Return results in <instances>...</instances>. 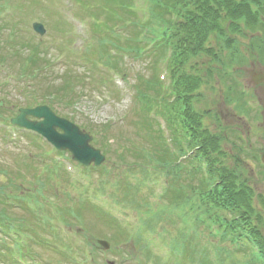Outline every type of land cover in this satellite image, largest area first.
I'll use <instances>...</instances> for the list:
<instances>
[{
	"label": "rangeland",
	"instance_id": "rangeland-1",
	"mask_svg": "<svg viewBox=\"0 0 264 264\" xmlns=\"http://www.w3.org/2000/svg\"><path fill=\"white\" fill-rule=\"evenodd\" d=\"M59 1L63 6L69 7V0ZM51 2L52 0H0V3L11 8L9 15L0 18V58L4 56L7 60L13 57L14 55L8 54V49L10 47L15 49L19 40L24 39L34 43L43 40L45 45L42 49L50 54V60L53 59V56L56 57L55 65L48 70V77L40 78L38 82L42 95L46 94L44 97L47 99L50 93H58V89H62V93H64V88H72V84L68 82V78L63 80L62 77L64 74L74 77L78 73L71 70L70 66L72 65L69 61L75 60V56L79 52H82L80 44L84 42L85 38L89 37L88 33L85 32L86 22L89 21V17H86V22L82 21L83 25L79 24V19L74 16L62 18L57 13L58 15L55 17V15L49 12ZM93 2H97V0H89V6L91 3L94 4ZM138 3L141 4L140 1ZM52 8L54 10L53 6ZM57 10L60 13V8ZM80 13L82 15L90 14L83 11ZM260 15L264 18V13ZM35 17H39L45 22L43 23L47 32L43 37L37 35L31 27V20ZM261 26V23L253 26L254 31L249 29L248 33L233 32L228 27V29L225 27L227 38H231L233 43H237L234 48L227 47L224 37L219 33L211 34L207 42V48L213 49L216 52V57L213 55L212 57L208 55L193 57L192 62L189 60L186 62V70L190 73L191 67H193L192 73L203 79V84L195 92L194 96H198L193 105L198 111L207 115L205 124L210 131H206L212 136H222L224 140L223 142L220 140L222 147L219 151L222 155L216 151L213 152V157L217 158L220 155V167L233 170L238 178V182L244 179L250 181V186L255 192L254 201L259 212L264 214L261 201L259 202L257 198H260L261 195L264 196V171H262V166H258L260 163L259 156L264 151V143L262 142L264 138V115L261 119L259 118L261 122L258 126L253 125L252 121L253 117L256 116L255 108H263L262 102L264 106V98H260L259 100L255 95L253 97L252 91H248L242 84L239 85L242 76L237 75L235 69L232 67L236 62L234 63L229 59L231 52L240 48L248 56V59L245 61V58H240V63L237 64L241 66L245 64L247 67H250L252 64L248 60H252V58L264 64V47H262L260 42V37H264V27ZM110 33V36L115 35L113 32ZM104 34L106 35L103 38L107 37V33ZM253 36L257 38L253 39ZM10 37L15 38L14 44L7 41H10ZM99 39L100 34L96 36L95 45H92L94 48L90 49L94 51L92 52L94 54L92 56L94 62L98 58H104L102 55L106 57V52H98L100 48L97 47L98 42H100ZM253 46L256 47L254 50H252ZM25 52L22 51L18 55L17 60L26 58L27 53ZM254 52L256 53L254 54ZM223 55L227 56L225 63ZM155 56L154 53H150L144 57H139L135 53H132L131 61L126 63L127 65L121 64L122 69L127 73L125 78L121 75L126 81V85L124 83V86L117 84L114 80L115 75H113V82L111 84L94 82L91 78V72L73 66L77 70H80L79 75H81L82 79L80 84L78 83L79 86L77 85V88L82 92L77 98L74 97L75 93L70 94L66 92L74 98L72 100L74 103L71 106H67L60 101V105L59 102H56V105L52 107L58 115L69 116V119H72L81 129L93 135L92 144L100 148L102 153L107 156L105 165H101L99 170L93 171V169H90L91 174L89 176L80 174L81 185L83 181L90 178H92L96 185L87 186L83 189H80V187L73 188L71 187L72 184L64 178L60 171L58 178L54 176L57 181L52 180L54 187L58 188L62 193L61 199H56V202L63 206L65 210L70 208L74 212V215H76L69 217L66 222L60 217L57 221L65 227H74L75 230H79L80 236H78L76 243H81V245L84 243L83 248L88 247L90 249L93 245L92 243H97L98 238H104L108 239L112 246L119 243L121 246L120 251L126 254V256H130L133 252L140 254L139 251L150 249L154 245H158L170 255L177 254L186 257L192 255L193 222L189 218L190 211L184 205H177L171 201L169 195L160 196L158 193L151 192L149 190L150 179L155 175V166L158 164L151 159V156H147L143 160L131 159L138 154L129 152V146H125L130 141L136 152L141 151L145 155V153L149 154L152 151V155L154 153L156 156L159 154V150L153 149L155 147L154 143L149 141L151 136L150 139L144 138L147 135H144L142 130H146V128H139V123L144 121V118L139 115L142 111L141 101L136 97L138 88L141 87L140 78H143L146 82L150 79L154 81ZM83 64L90 67L93 72L91 64L86 62ZM96 70L103 73L106 77L109 74L108 70L101 66H97ZM258 70L260 69L253 67L252 72ZM228 73L233 74V77H229ZM163 75L166 76L164 81L167 84L169 81L168 75L166 73ZM243 76L246 78L245 74ZM116 78L121 79L120 77ZM231 85L235 86V90L238 92L234 97L241 99L237 105L229 104L233 103L231 100L233 94L228 93V86ZM224 89L227 90L224 91ZM12 91V96L8 97L9 100L3 106L6 116L10 118L17 114V109L15 108L16 102H21L23 99V96L17 90L13 89ZM245 93H249L250 97H243L242 95ZM247 99L250 100L245 102ZM224 102L225 106L223 105ZM131 103H133L134 110L123 120L121 116L126 113ZM253 108L254 113H252ZM221 110L226 114L224 122L216 112H220ZM234 111L240 117L238 115L234 116ZM241 116H246V118H242ZM199 120L200 122L202 121L201 118ZM107 124H109L108 129ZM154 126H156L155 123ZM241 130H243L244 134L239 133ZM153 132L152 130V135ZM239 135L243 137L240 139L238 138ZM13 137H17L18 140L15 141L17 143L11 142L10 145L7 144V141L0 138V165L4 166L0 181L7 184L12 189V192L14 190L10 184V178L16 177V186L20 185L23 180L14 169L11 170L14 162L9 150L16 153L21 151L19 149H24L26 157H34L36 164H38V160L43 159V157L37 148L47 149V145L43 141H35L31 137L20 136L18 134L13 135ZM160 141L166 143L165 139H160ZM147 142L148 144H144ZM159 146H162V144H159ZM172 146V152L177 153V157H179L180 153L173 144ZM1 149L3 150L2 152ZM122 150H127V152H123L121 156H117L120 155V151ZM116 151L117 155H115ZM124 154H126V157L123 156ZM67 155L70 156L69 153ZM175 158V156H172L169 160L159 165L165 166V162L174 165ZM186 165L185 163L182 164V166ZM107 166V172L109 171V173L103 174L104 168ZM31 173L33 174L32 170ZM48 176L45 175L43 178ZM30 179L32 182L29 184V187H36L37 180L32 175ZM46 182H49V180H46ZM154 182L157 191L159 189V180L157 179ZM48 188H50V194L54 196L51 184L46 186V189ZM112 207H115V210ZM49 208L47 207L46 210L50 213ZM116 209L124 212L128 211L130 215L117 218L116 216H120V214H117ZM223 213L227 214V212ZM12 214L16 217L22 216L21 211L18 209H13ZM29 219L36 224L39 237L50 238L53 235L51 229H48V226L44 223L43 218L34 219L29 217ZM256 221L257 218L253 217V222L256 223ZM258 224L261 226L260 223ZM201 231L207 235L206 228H202ZM120 233L124 234V236H121ZM117 234L120 237L114 238ZM37 237H35L36 242L33 241L31 244V251L34 257L40 261L49 259L51 261H60L62 264H69V261L63 255L48 246L39 244ZM217 247L211 244V246H208V250L213 256L215 255L220 259L219 253L224 249V246L221 250L217 249ZM120 251L118 248L113 249V247L107 251L98 247L91 252L93 253L91 256L95 260L93 262L92 257H89V264H108L110 260H117L119 264H127L128 261L125 259L131 257L120 258L121 255L117 253ZM214 258L216 259V257ZM130 260L128 264H134ZM2 263L3 260L0 261V264ZM148 264H152V262Z\"/></svg>",
	"mask_w": 264,
	"mask_h": 264
},
{
	"label": "trees",
	"instance_id": "trees-1",
	"mask_svg": "<svg viewBox=\"0 0 264 264\" xmlns=\"http://www.w3.org/2000/svg\"><path fill=\"white\" fill-rule=\"evenodd\" d=\"M109 1L114 0H107V2ZM120 1L123 4V7L119 11L112 8L113 6H110L112 14L111 16L108 15V18L106 19L110 23L118 22V19L121 18L122 15H125V17L128 18L129 15L131 16L134 14L131 8L132 0ZM5 8L6 5L0 3V12H2ZM148 9L150 17L145 23L141 24V26L145 29L151 27L152 23H159L160 20L163 21L167 19L169 13L172 11H175L178 15L177 20L173 22L170 27L172 30L171 34L167 35V33H165V43L163 47L165 51L168 48L173 50V65L171 66V74L175 78L174 91H176L179 98V113L181 116H184V128L185 131H188V134L184 133V135L191 137V139H193L199 146L196 155L190 158L191 160L189 161V164L191 166L195 164L196 158L198 155H201L203 160H206L209 167V180L214 184L213 188L208 191L206 190V184L203 183V181L198 186L203 188V194L198 197L194 195L196 187L194 181L196 176H198L195 168H192L187 172L180 171L179 174L174 172L173 188L175 190V194H172L173 199L171 201L174 200V202H177V198L179 199V197L185 199L190 193L192 200L196 198L198 201H201L202 204L205 200L209 202L207 206L211 205L214 208H223L235 213L238 217L234 220L235 224H237V226L244 232L246 231L247 234H249V236L254 240L259 250L258 254L260 264H264V214L259 212L256 202L254 201L255 192L250 186V181L244 179L241 182H238V178L233 170L220 167V155H218L217 158L213 157V152L216 151H218V154L222 155L219 150H221L220 148L222 147V142L224 140L222 136H212L209 134L206 130H210L203 121L205 114H203L202 117L201 114L192 109L191 102H193V98H195V92L198 91L202 85L203 79L192 73V67L190 73L186 70V62L188 60L192 62L193 57H200L203 54L209 56L215 55L213 49L207 48V42L211 34L219 33L224 37L226 46L231 47L233 42L231 38H227L225 34V27L226 29L229 28L230 31L241 33L242 31H246L245 28L254 31L253 26L258 25L259 23H264V20L260 15L261 13H264V0H149ZM134 24L139 25L138 22L132 23L133 27L129 32L127 49L130 53L137 54L138 49L142 46L141 44L143 40L140 39V37L138 38L140 30H136ZM145 38L150 39L148 35H146ZM110 41V38L102 39L99 44L100 52H105V50H107L105 45ZM32 43L33 42L26 41L24 39L20 40L19 44H17L20 49L19 53H22V51H26L25 53H27L25 62L21 63L23 75L24 77H27V74L32 73L35 69L36 72L33 76L38 78H47L48 72L42 70V68L47 65L45 63L47 59H45L44 53L40 50L41 44L35 43L32 45ZM112 44L116 47L120 46L119 41H113ZM91 56H93V53H88V57ZM102 56L105 57V55ZM106 57L109 62L113 60L110 56ZM115 63L117 64V61ZM140 79L141 80H139V82L141 83V87L138 88L137 94L139 99H146L145 93H149L153 89H159V85H157L153 79L148 80V82H146L143 78ZM38 82L39 81L35 82L33 85L31 80L27 77V85L25 88H36L37 91L40 92V96H42V90L38 87ZM63 98L66 100V103L72 102L70 101L71 97L69 95H63ZM171 108L172 107H169L170 110ZM199 118H201V122ZM108 128L109 125L107 129ZM220 140H222V142ZM125 146H129V152L131 151L133 154H139L132 147L131 142H128ZM123 152L126 153L127 150H122V153ZM123 156L126 157V154ZM133 157L136 160L139 159L138 155ZM165 157L166 152L160 151L159 159L164 160ZM3 167L4 166L0 165V177L2 175ZM175 168L179 170L181 167L176 165ZM15 183L16 177L14 176L10 178V184L13 187L14 194L20 198L18 191L25 193V195H21L22 199H24L21 201L22 216H14L12 214V208L8 207L3 197H0V216H2L3 224L9 228L24 221H28L27 217L29 215H35L39 208L44 205L40 199L37 200L36 193L32 189L29 194L25 191V189L29 188L25 183H31L30 180L25 179L17 186ZM49 184L50 183L45 182V180H40L39 185H41V187L37 188L36 191L43 194V190ZM186 189L189 190V193ZM0 190L7 194L12 191L7 184L2 183L1 181ZM206 194L207 196L204 199ZM257 198L259 202L261 201L264 209V196L261 195L260 198ZM66 212L70 213L68 210H65L64 212V208L61 207V213L66 214ZM253 217L257 218L256 223L253 222ZM192 218L194 219L193 224H195L196 227L194 228V231H192V255L189 257L191 259L195 255L197 257L201 254V251L204 250L206 257L202 258L203 264H214L210 260L202 240H199L196 234V229L201 226V223L199 222L198 217L196 218L195 214H192ZM257 222L260 223L261 226ZM0 253L5 255L7 254L4 249H0ZM236 256L237 255L235 253L234 257ZM251 260L254 261L255 264V258L253 257ZM73 264L77 263L73 262ZM222 264L235 263L234 260L229 262L223 259Z\"/></svg>",
	"mask_w": 264,
	"mask_h": 264
},
{
	"label": "water",
	"instance_id": "water-1",
	"mask_svg": "<svg viewBox=\"0 0 264 264\" xmlns=\"http://www.w3.org/2000/svg\"><path fill=\"white\" fill-rule=\"evenodd\" d=\"M42 31L44 32V29H42ZM257 74L254 78L258 77ZM259 76L264 77V73H259ZM262 80L263 79L259 81ZM29 114L39 117L44 116L45 120L40 124L28 123L26 118ZM16 122L40 128V131L48 136L58 147L62 149H69L72 152L73 157L81 163L86 165H90L92 162L100 164L105 159L104 155L101 154V151L99 149H95L90 144L92 136H90L89 133L82 132L78 126L66 119L56 117L46 106L37 107L33 110H21V115L18 117ZM58 126L64 129L65 132L63 134L56 133V127Z\"/></svg>",
	"mask_w": 264,
	"mask_h": 264
},
{
	"label": "flooded vegetation",
	"instance_id": "flooded-vegetation-1",
	"mask_svg": "<svg viewBox=\"0 0 264 264\" xmlns=\"http://www.w3.org/2000/svg\"><path fill=\"white\" fill-rule=\"evenodd\" d=\"M250 62H251V64L253 66H258V67H260L259 68L260 70L264 71V64L260 63L259 61H256L254 58L252 60H250ZM251 82L253 83V85H252V88H249V89H252L253 94L255 95V97H257L259 100H260V98H264V82L263 83H260V84H255L256 79L255 78L253 79V77H252ZM262 107L263 108H261V116H260V118H262L263 115H264L263 102H262ZM241 117L242 118H246V116H241Z\"/></svg>",
	"mask_w": 264,
	"mask_h": 264
}]
</instances>
